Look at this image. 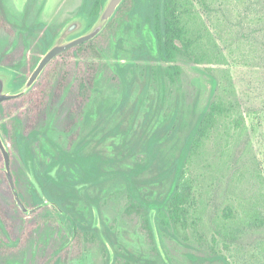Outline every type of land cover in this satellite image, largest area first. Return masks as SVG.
<instances>
[{
    "label": "rangeland",
    "instance_id": "obj_1",
    "mask_svg": "<svg viewBox=\"0 0 264 264\" xmlns=\"http://www.w3.org/2000/svg\"><path fill=\"white\" fill-rule=\"evenodd\" d=\"M83 1L3 0L13 32L0 29V74L11 78L7 67L14 66L29 77L45 44L41 24L54 34L52 44L90 30L93 25L79 14ZM202 1L189 0L187 7L203 64L180 58L181 74L169 80L165 64L152 51L142 53L150 35L134 15L99 37L102 58L88 100H77L75 74L51 95L32 148L38 160L55 163L81 183L65 213L47 201L32 214L21 211L0 157V204L14 221L15 236L26 223H37L18 250H0V264H225L216 254L227 264H264V224L250 227L246 215L264 211V0ZM213 74L220 98L234 105L232 113L243 122L236 127L219 120L190 152L196 126L216 93ZM8 120L0 110V127ZM10 126L13 133L23 132L24 119L11 120ZM10 152L16 190L31 209L33 179L14 142ZM76 156L84 158L77 171L67 163ZM178 157L194 183L198 241L158 230L153 209L152 235L143 228L144 212H126L132 202L170 194L172 176L155 177ZM227 208L233 212L229 218ZM73 220L93 225L92 238L79 247L73 246Z\"/></svg>",
    "mask_w": 264,
    "mask_h": 264
},
{
    "label": "trees",
    "instance_id": "obj_2",
    "mask_svg": "<svg viewBox=\"0 0 264 264\" xmlns=\"http://www.w3.org/2000/svg\"><path fill=\"white\" fill-rule=\"evenodd\" d=\"M107 0H84L79 9V14L86 17L87 25L92 26ZM189 0H123L117 7L116 12L110 19L103 32L95 38L69 48L57 55L45 67L36 83L24 95L12 98L0 103V110L8 119L20 121L24 119L23 132H12L10 121H6L0 127L2 139L9 149L14 142L19 158L26 171L33 179L31 183V201L32 208L29 214L37 211L45 201L57 210L59 213H65V205L72 195L73 190H80L81 183L76 182L73 174L63 171L55 163H44L36 158L33 151L37 125L44 115L51 95L59 93L67 83V80L73 75L77 88V100H88L90 96V87L94 83V76L97 67L101 61L102 55L98 48L99 37L112 28V26L122 20H128L134 15L140 17L143 26H146L150 39L147 40L146 49L142 53L153 52L156 58L165 64L164 74L174 81L181 74V67L178 59L184 58L192 61L194 64H203L204 53L199 51L196 38L191 33L189 19L192 15L187 7ZM204 4V0L202 1ZM264 11V10H263ZM261 17V16H260ZM261 20V18H260ZM13 24L6 18L3 6V0H0V29L12 33ZM44 31L45 44L42 47V55L52 45L54 34L45 26L40 25ZM142 56V54H141ZM39 59H37L32 68L34 69ZM205 63V62H204ZM13 72V76L8 82V88L15 92L21 89L27 77L19 73L14 66H8ZM208 71L210 69L205 67ZM213 87L215 96L209 102L206 111L202 114L196 129L194 138L191 141L190 152L194 151L210 130L219 120L234 123L236 127L243 122L242 115H234V105L220 98L218 91V79L213 74ZM129 87L125 94V100L129 96ZM148 150V147L146 148ZM11 156V152H10ZM0 157L3 159L0 152ZM67 158L68 168L78 170L79 161L84 158ZM182 157H178L171 169L155 173V179L172 176L171 192L164 198L150 201L132 202L126 208V212L139 213L144 212L143 228L152 235L151 217L149 211L153 209L154 220L158 230L164 228L171 229L172 233L182 241L200 239L199 216L196 213L195 206L191 196L193 194L194 183L190 176L183 169L184 162ZM69 170V169H68ZM6 176V175H5ZM7 179V178H6ZM8 181V180H7ZM19 196L23 199L22 194ZM22 211V210H21ZM224 216L229 218L233 215L230 208L225 209ZM247 225L258 227L264 224V211L247 212ZM37 223H26L22 234L19 237L14 233V221L10 218L5 209L0 204V250L3 254L16 251L23 246L29 238L32 230ZM90 222L83 225L78 220H73L71 232L73 234V246H80L81 241L92 234L88 231L92 227ZM8 241H14V246L7 245ZM213 237L211 251L213 249ZM217 258L227 264L225 257L216 254ZM52 264H56L54 261Z\"/></svg>",
    "mask_w": 264,
    "mask_h": 264
},
{
    "label": "water",
    "instance_id": "obj_3",
    "mask_svg": "<svg viewBox=\"0 0 264 264\" xmlns=\"http://www.w3.org/2000/svg\"><path fill=\"white\" fill-rule=\"evenodd\" d=\"M123 0H107L102 11L100 12L96 22L93 24V26L88 30L86 33L76 36L66 42L58 41L52 44L47 51L42 55V57L37 62L35 68L30 73L29 77L25 81L22 88L18 91H11L8 86V82L10 80L9 76L5 74H0V103L12 98L19 97L23 95L29 88L33 86V84L37 81L42 71L45 69V67L49 64L50 61H52L57 55L62 53L63 51L72 48L76 45H79L81 43H84L86 41H89L93 38H95L108 24L114 13L116 12L117 7L121 4ZM79 26V22L72 23L67 27V30L65 32L68 33V31L75 29ZM0 152L2 154L3 160H4V170L5 175L8 180V183L13 191L15 201L18 205V207L23 212H31V210L27 209L22 202L18 191L16 190L14 179L12 177L11 169H10V152L8 148L6 147L2 136L0 134Z\"/></svg>",
    "mask_w": 264,
    "mask_h": 264
}]
</instances>
